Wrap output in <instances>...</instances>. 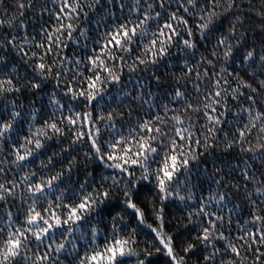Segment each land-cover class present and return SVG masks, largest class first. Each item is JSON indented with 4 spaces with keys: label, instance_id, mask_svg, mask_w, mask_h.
Segmentation results:
<instances>
[{
    "label": "snow or ice",
    "instance_id": "snow-or-ice-1",
    "mask_svg": "<svg viewBox=\"0 0 264 264\" xmlns=\"http://www.w3.org/2000/svg\"><path fill=\"white\" fill-rule=\"evenodd\" d=\"M51 3L0 16V264H264V0Z\"/></svg>",
    "mask_w": 264,
    "mask_h": 264
},
{
    "label": "trees",
    "instance_id": "trees-1",
    "mask_svg": "<svg viewBox=\"0 0 264 264\" xmlns=\"http://www.w3.org/2000/svg\"><path fill=\"white\" fill-rule=\"evenodd\" d=\"M59 3V0H57V4ZM10 5H13L12 7H9ZM49 8H52V3L51 0H49V4H48ZM8 9V13L9 15L13 14V12L15 11L14 8V0H0V16L3 15L5 9ZM28 17L32 18L33 17V13L32 12H28ZM44 19L47 20V14H45ZM33 23H36L35 20L32 21ZM51 23L53 25H55V19L53 18V20L51 21ZM65 23H67V21H65ZM38 30V29H37ZM29 31H32V28H29ZM37 39L39 40V37H37ZM72 47L69 46L68 48V52L71 53L72 52ZM202 50V49H201ZM173 52H175V49H173ZM199 55V54H197ZM231 70V69H230ZM24 69L21 68V72H23ZM163 71V69H162ZM175 71L177 75H179L180 73V69H168L167 72H172ZM125 79H128V75L127 72L125 73ZM47 90H51V88L47 89ZM46 90V91H47ZM155 90V88H154ZM229 103L231 104L232 101H229ZM229 120H232V117L229 116L228 117ZM201 123H203V120H201ZM224 128L226 131H231V126L230 125H224ZM221 136H223V133H221ZM81 151H83V149H81ZM75 154V153H73ZM217 156H220L221 159H228L229 157H225L221 154V151L218 150L217 153L215 154ZM231 155H235V153H232ZM38 163V161H37ZM217 163L219 164V160H217ZM209 171H212V166L211 163H209L208 165ZM115 195V193H114ZM147 195V200L145 201L144 198ZM143 201V203H141ZM113 203H116V201H113ZM138 205H140L143 208L147 209V215H146V219H145V225L141 226V228L143 229V231H140L138 229V236L134 237L136 239L139 240V244H138V248L139 249H143L145 247H148L150 251H155V249L153 247H151L152 245V235L148 234L150 232V230L146 227V225H152L153 227H156L157 224L159 223L156 219L155 216L153 215L151 209H152V203H151V195L148 193V189H144V191L141 193V199L140 201H137ZM157 207H159V203L157 202ZM115 211H120V208L117 207L115 209ZM225 211H227V209H225ZM131 215V210H128L127 213H125V219H128L129 216ZM181 217H184L183 219H181ZM247 218V214H245V217ZM165 221H166V228L165 231L168 232L169 234H173L175 235L176 241H177V251H180V242L184 240V238L186 236H192L194 237L196 234V230L195 229H189V231H185V225L188 224V220L186 218V213H183L179 210V208L169 205V207L166 209V215H165ZM136 221L133 220V226L135 225ZM126 232L128 231L127 229L125 230ZM178 233V235H177ZM236 234V233H234ZM191 242V241H189ZM101 245H103V240L100 241ZM262 251H264V249H261ZM166 257L163 254H160L159 259L161 262H163V260ZM252 261V256L249 255L248 256V264H251ZM125 264H135V260L134 258L126 260Z\"/></svg>",
    "mask_w": 264,
    "mask_h": 264
}]
</instances>
